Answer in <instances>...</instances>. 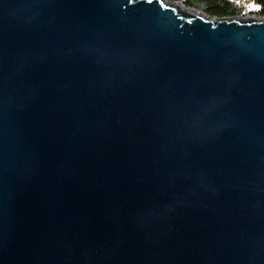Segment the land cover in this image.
<instances>
[{
    "label": "water",
    "instance_id": "1",
    "mask_svg": "<svg viewBox=\"0 0 264 264\" xmlns=\"http://www.w3.org/2000/svg\"><path fill=\"white\" fill-rule=\"evenodd\" d=\"M0 264H264V17L0 0Z\"/></svg>",
    "mask_w": 264,
    "mask_h": 264
},
{
    "label": "trees",
    "instance_id": "2",
    "mask_svg": "<svg viewBox=\"0 0 264 264\" xmlns=\"http://www.w3.org/2000/svg\"><path fill=\"white\" fill-rule=\"evenodd\" d=\"M178 2L187 8H193L208 17L218 19L245 16L240 0H168ZM246 1V0H245ZM255 6L253 14L264 17V0H247Z\"/></svg>",
    "mask_w": 264,
    "mask_h": 264
},
{
    "label": "rangeland",
    "instance_id": "3",
    "mask_svg": "<svg viewBox=\"0 0 264 264\" xmlns=\"http://www.w3.org/2000/svg\"><path fill=\"white\" fill-rule=\"evenodd\" d=\"M241 4H242V9L244 10L245 16H241V17H247V16H255L253 14H249L252 13L253 11H255V6L248 2L247 0H240Z\"/></svg>",
    "mask_w": 264,
    "mask_h": 264
}]
</instances>
